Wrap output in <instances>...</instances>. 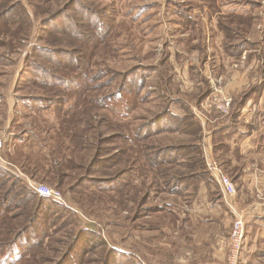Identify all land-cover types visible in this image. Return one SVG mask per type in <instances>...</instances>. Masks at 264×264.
<instances>
[{"label":"trees","instance_id":"obj_1","mask_svg":"<svg viewBox=\"0 0 264 264\" xmlns=\"http://www.w3.org/2000/svg\"><path fill=\"white\" fill-rule=\"evenodd\" d=\"M258 4L251 0L243 3L252 9ZM245 16L233 12L224 15L231 19ZM255 18L249 16L252 22ZM112 21L105 8L82 0H0V48L5 50L0 51V65L7 61V55L22 48L24 63L16 76V88L25 79L30 90H21L18 99L30 111L52 113L57 119L50 124L46 120L45 125L35 120L24 128L30 138L41 143L39 152L47 149L41 163L36 159L32 165L18 166L11 159L0 158V264H144L130 251L108 249L107 244L112 245L99 230L82 226L76 231L73 227L84 218L95 221L92 217H99L93 206L103 195L107 200L116 197L127 209L133 203L135 221L144 212H173L167 202L144 209L152 193L153 197L183 194L185 186L198 187L203 181L213 184L199 143L201 123L191 108L192 102L200 105L210 95L208 84L191 102L172 99L166 89L164 76L168 75L163 69L161 72V65L167 64L163 59L159 65L137 63L116 73L117 77L106 69L105 73L113 74L106 87L120 77L119 86L109 93L90 95L103 90L104 83H97L94 71L84 70V51L106 44ZM235 24L225 28L223 49L227 56L238 58L252 43L243 31L237 34L239 22ZM260 50L264 54V46ZM155 72L159 82L152 91L146 90L147 80ZM157 89L161 90L158 94ZM85 94L91 96L93 105L85 101ZM153 95L164 98V105L151 119L136 118L130 130L127 122L122 130L120 125L115 128L110 115L102 112L127 119L137 103ZM243 102L233 100L229 116L233 107L240 108ZM174 104L180 107L181 115L172 111ZM162 136L167 143L160 142ZM20 137L12 135L11 139ZM1 145L7 147L9 138ZM149 174L153 180L146 193L136 197L131 190ZM28 178L60 190L67 203L39 194ZM144 185L142 181L141 187ZM19 248L22 251L15 254Z\"/></svg>","mask_w":264,"mask_h":264},{"label":"rangeland","instance_id":"obj_2","mask_svg":"<svg viewBox=\"0 0 264 264\" xmlns=\"http://www.w3.org/2000/svg\"><path fill=\"white\" fill-rule=\"evenodd\" d=\"M82 1L92 3L99 9L105 8L108 15L113 17L110 28L111 32L108 36L106 44H99L100 46L98 47L92 45L91 47H87L84 51L86 61L84 70L87 69V71L91 73L94 71L98 75L97 83L100 85L104 83L103 90L101 89V91L99 90L100 92L92 93L90 94L91 96L94 97L96 95H100L103 91L105 93H109L119 86L121 80L120 77L114 79L112 83L109 81V86L106 87V85H108L106 84V81L111 75H113L105 73L106 69L112 70L114 72V77H117L116 73L126 71L128 68L137 63H143V65H159L163 59H167V64L164 66L161 65V72L165 70V73L167 75L170 73L169 75H172L171 78L173 79L170 84L166 83L172 99L173 97L181 96V93H185L187 90H197V87H195L197 85L196 77H199V75L202 76L199 69L205 68V66L200 63L202 62V59L207 60L206 62L208 63L210 62V65H208L210 67L209 71L206 72L207 75L210 76L215 73L223 74L222 79L217 77L212 78V93L216 86H220L222 88V92L231 97L233 104L234 99L230 94L231 91L228 90L229 85L231 88H238L240 90H244L245 92L251 91L252 89L253 91L256 90L253 84H250L249 86L246 85V79L242 78L246 76L244 75L245 73L260 74L262 71V63L258 61L261 58L259 56L257 57L256 54H253L256 52H250V48L257 49L264 46V37L262 32L264 30V14L262 12L264 10V0H251L259 3L253 9L250 7L253 11L254 17H256L253 22L249 19V14L251 12H247V5H243V3L247 4L249 0ZM231 9L234 11L238 9H245L244 12H246V16L244 18L239 17L237 19L224 17V14L222 13H230L231 11L228 10ZM186 13L190 15V18ZM218 20L219 22H223L222 27L224 28L223 30L221 29L222 33H226V27L236 26L235 23L239 22L240 31H238L237 34H240V32L243 31V34L250 38L249 42L252 43L253 46L255 45L254 47H244V49L249 48L247 49L249 54L245 55V57L247 56V58H249L248 56L253 54L252 58L254 59L250 62L251 65L248 66L249 68L247 71L249 73H247L246 70H243V66H232L231 61H226L224 65H222L221 62L212 64L213 60L220 59L221 54H225L224 49L222 50L221 47L222 33L219 30L220 27L218 28ZM36 28L38 27H35V29ZM204 48H206L208 59H206L207 57L204 59ZM0 51L3 53L5 50L0 48ZM13 52L14 53L12 55H7V61H4L6 64L2 63L0 65V158L5 160L11 159L16 164H19L18 166H29L32 165L36 159H38L41 163V161L46 158L44 157L46 152H39V150L35 147L28 146L30 144L27 142L26 146L20 143L24 140L23 138H25L26 141L28 140V142L31 140L36 141L34 137H29V131L24 132V128L28 129L30 124H32V121L35 122V120L36 122H42V124L45 125L44 121L47 120L48 124H50V122L57 121V119L52 113L45 112L42 114L30 111V109H28V107H26L20 99H18L17 95L22 92L21 90H24L22 93H28V90L30 89L27 87V81L25 79H23L21 83H19L20 86L16 88V76L18 77L19 71H22L23 69L24 52H22V48L18 50L16 49ZM226 59L229 58L226 57ZM202 63L206 65L205 62ZM259 63H261V65H259ZM196 64L198 65L194 67ZM229 65H231V67H229ZM94 66L97 68L94 69ZM189 67H191L190 73ZM101 69L104 71L101 72ZM221 69L222 71H220ZM240 75H243L241 79H237L236 82L232 80V76L238 77ZM154 77H156V72L154 73L153 78L147 80L146 90L149 88V90L152 91L154 85L158 84L159 81L156 79L154 80ZM149 81H153L151 88L148 87ZM245 85L246 87H244ZM15 89H18L19 91H16ZM34 89H37V87ZM160 92L161 90L157 89V94ZM259 93V91H255L253 97H256ZM90 95H84L85 101H88L90 105H93L91 104L93 99ZM185 98L189 97L186 96ZM145 100L147 101L137 103L135 105L127 119L117 118L113 113H109V111L105 112L102 110V112L110 115L115 128L118 129L120 125L122 130L123 126L128 124V128L130 130L132 128L130 125L135 122L136 118H145L146 120L151 119L156 112L161 109L165 101L164 98H159L155 95L151 98H145ZM252 103L254 104V101ZM206 105L207 103L204 100L199 108H203L209 116L207 112L208 110L205 108ZM263 105L264 104L261 105V102H258L253 106V109L255 108V110H261L260 107ZM249 109L250 107L248 110ZM231 110L232 107L230 109V113ZM203 119L205 121L204 124L208 129L209 124H211L210 129H213L215 124L216 126H218V124H223L219 122L220 119L215 122L209 121L204 116ZM126 122L127 124H125ZM20 134L21 137L17 140L11 139L12 135L14 137V135ZM7 138H9V145L7 147H4L3 145L2 147L1 142H5ZM161 138L163 141L160 142L167 143L166 136L165 138L164 136ZM203 138L204 135L201 137V141L199 143L204 142ZM249 143L250 142L248 141H245L244 144L242 143L244 147L241 146V149H238L233 143L227 144L229 149L224 147L220 153L218 151L216 153L214 151V147L210 145V143H206V145L208 144L210 146L208 150L213 158L217 159L219 157L218 160L223 161L224 164L226 162V158H229V156L231 157V155L237 159V162L244 164L245 166H249L248 164L253 165L259 162V164H263L261 161L264 159V149L260 148L253 150L252 146H249ZM201 150L203 149L201 148ZM237 150L239 152H237ZM227 164L228 162L225 164L226 168ZM230 168L231 165L227 168L229 173H231ZM227 171H225L226 174H228ZM234 172L238 173L235 169ZM151 175L154 178V174L151 173ZM140 179L136 182L137 186L135 189L131 190V193L138 198L141 195V192L146 193L147 185L153 180L150 177V174L145 176V178ZM142 181L146 184L144 187H141ZM251 183H253L252 186L254 188L260 187V184H255V181ZM240 185L242 184H239V186ZM256 192L257 195H260L258 191L255 190L254 193ZM237 194L233 200L235 202L233 203L239 210L245 211L247 218V212L245 208H242L245 206H239L236 201ZM152 195L153 193L149 196V199H147L144 209L157 205L158 203H163L164 200L168 202L171 200L175 201L176 199L177 204L174 207L175 212L170 213L166 210L159 212H144L140 218L132 221L137 210L133 209L135 206L133 203L129 204V211H127V205L118 202L116 197L107 200V196L105 198L103 195L100 200H98L97 205L93 206L96 208V213H99V217H92L97 222L93 220H86L84 218L82 219L84 224L83 222H81V224L78 223L76 225L77 227H73V229H76L77 231L82 226H87L93 230H99L100 233L102 232V234L106 237V241L112 245L111 247L107 244L108 249L113 250L114 248L120 251L122 248L128 252L131 251L144 264H225L226 262L228 264L230 260H233L237 247L233 244L231 248L232 252L229 254V237L231 236L230 233H232L231 230H233L234 226L232 227L231 225L229 227H225L230 229L228 239L224 240L223 243L221 242V244L219 243V250L224 253L222 260L217 261V259H214V247H217V242L214 241V239L205 242L206 256H203L201 254L202 246L198 245L200 244L199 241L204 237V235H206V233L213 234V231L217 233L218 231H216V229L218 226H215L213 223L208 226L204 223L196 224L190 221V219L183 220L184 212L190 213L193 211V209L189 206L191 205L189 203V199H187L185 195L173 193H165L159 196L154 195V197ZM244 196L247 199L250 198V195ZM229 221L233 224L232 219H229ZM244 224L247 229L246 220ZM225 228L223 227V229ZM189 235H192L191 241L189 240L190 242L186 239L189 238ZM1 238L2 236L0 239ZM192 241H195L196 243H191ZM244 241L238 254L239 257L244 246ZM21 251L22 250L19 248L16 250L15 254ZM100 251L101 248L98 249L99 253ZM16 258L17 256H15L14 260ZM118 263H121L120 259L118 260ZM21 264L28 263L22 262Z\"/></svg>","mask_w":264,"mask_h":264},{"label":"crops","instance_id":"obj_3","mask_svg":"<svg viewBox=\"0 0 264 264\" xmlns=\"http://www.w3.org/2000/svg\"><path fill=\"white\" fill-rule=\"evenodd\" d=\"M246 8H247L248 13L251 12L249 16L253 15V11L250 9V6L247 5ZM244 10L245 9H238L234 11L233 9H231L228 11H231L237 15H241V14H246ZM222 14L225 15L226 13L224 12ZM219 27H220V22L218 20V28ZM219 30L221 31V27L219 28ZM223 38H224V33H222V42H221L222 50H223ZM250 46L254 47L255 45L253 46L252 44H249L248 47ZM247 49L249 48H245L238 58L229 57L226 54H221L220 59H216L212 61V64L221 62L222 65H224L226 61H231L232 66L233 65L235 67L243 66V70L247 71V69L249 68L248 66L251 65L250 62L254 60L252 58L253 54H256L257 57L259 56L262 59V60L257 59L259 62L262 63V67H261L262 71L260 74H252L247 71V73L249 74L245 73L244 75L246 76L244 78H242L243 75H240L238 77L236 76L233 77L234 75L232 76V80H234L235 82L237 79H241V78L246 79L247 81L246 85L249 86L250 84H253V86H255V89H256L254 91L252 89L251 91L245 92L244 90H240L238 88L237 89H235L234 87L231 88L230 85L228 86V90L231 91L230 94L233 96L234 100H236L237 98L244 99V102L240 108L233 107V112L231 116L227 115L226 117H221L220 113H218L214 109H208V106L206 105L205 108H207L206 110H208L207 112L209 116L207 114L206 115L209 121L215 122L216 120L220 119L219 122L223 123L222 125L218 124V126H216L215 124V127H213V129H210L211 124H209V129H208L207 126L205 128L203 127L202 122L197 118L195 114V109L197 108L204 111L203 108H199L202 105V103L199 105V104H194L192 102V106H191L192 112L197 118V120L200 121L201 123V127H202L201 137H203L204 135V138H203L204 142L210 143V145L214 147V151L216 148V151H218L219 153L223 150L224 147L229 149L227 144L233 143L236 145L238 149L241 146L244 147L243 144L245 143V141L250 142L249 146L250 147L252 146L253 150L260 149V148L264 149V108H263L264 105L260 107L261 110H255V108L253 109V106L256 105L258 102H261V105L264 104V57H261V56H264V54H262V50H260V48H257V49L250 48V52H256V53H253L252 55L248 56L249 58H247V56L245 57V55L249 54V51H247ZM203 53H204V59H205L207 57L206 48H204ZM226 57H228L229 59H226ZM206 59H208V57ZM206 61L207 60L202 59V62H205L206 65L200 62L201 65L205 66V68L199 69V71L202 73V76L199 75V77H196L197 85L195 87H197V90H187L185 91V93H181V96L173 97V99L181 98L182 100L191 102L190 99L194 98L197 93H200L201 90L206 88L207 84L210 86L209 88H211L210 91L212 93V83H213L212 78L217 77L219 79H222L223 74L215 73L214 75H210V76L207 75L206 72L209 71L210 67L208 65H210V62L208 63ZM261 63H259V65H261ZM198 64L194 65V67L197 66ZM229 67H231V65H229ZM190 71H191V67H189V73ZM220 71H222V69ZM169 74H168V77L164 76L168 81L167 84H170L171 80H173L171 78L172 75H169ZM158 77L159 75L157 74L156 77H154V80L155 79L157 80ZM246 85L244 87H246ZM154 88H155V85H154ZM166 89H167V92L169 93L170 91L168 90V88ZM255 91H259L260 93L259 95H256V97H253V94ZM210 95L205 99L206 103L208 102ZM186 96H188L189 98H185ZM253 101H254V104L252 103ZM249 107L250 109L248 110ZM171 109L177 115H181L182 113L180 107L177 104H174L171 107ZM237 111H238V114H237ZM201 137H200V141H201ZM23 139L24 140L20 142L22 143V145L26 146L28 143L30 144L28 146H33L36 149L41 150L40 149L41 143H38L36 138H35L36 141L31 140L29 142L28 140L26 141L25 138ZM204 142L200 143L201 146H203ZM43 151L46 152L47 149L43 148ZM237 152L239 151L237 150ZM236 160L237 159L234 158L232 155L231 157L229 156V158H226L225 164L228 162L227 168L229 167V165H231V168H230L231 173L227 171V168L225 167V164L223 163V161H219V162L221 166L223 165L222 168L224 169V171L228 172V174L230 175V177L233 179V181L235 182L237 186L238 194L236 197V201L238 202V205L241 207L245 206L242 208H245L247 212V218H246L247 235L245 236L246 239H244L245 240L244 246L240 253L238 264H264V161H263L264 159L261 161V163L263 164H259L260 163L259 162L253 165L248 164L249 166L240 164ZM234 169L238 173H235ZM254 181L256 182L255 184L259 183L260 187L254 188L252 186L253 183H251ZM239 184H242V185L239 186ZM183 190L184 191L182 195H185V197L189 199V203L191 204L189 206L193 209V211H191L190 213L189 212L183 213V220L190 219V221L196 224L204 223L205 225L208 226L209 224L213 223L215 226H218V228L216 229V231H218L217 233L214 231H213V234L206 233V235H204V237L200 239L199 241L200 244H198L202 246V250H201L202 253L201 252L200 253L203 256H206L205 242L214 239V241L217 242V247H214V254H213L214 259H217V261L222 260L224 257V253L221 250H219V243L221 244V242L223 243L224 240L228 239L230 229L225 228V227L226 226L229 227L232 225V222L229 221V219L233 220V215L231 211L229 210V207L227 203L225 202L223 195L222 197L220 196V193H222V191L219 185L214 179L213 184H208L207 182L203 181L200 183V185L197 188L194 187L193 185H188V186H185ZM255 190L258 191L260 195H257V192L254 193ZM244 195H250L251 200L250 198L247 199ZM163 202H167V201L164 200ZM167 203L170 205L169 207H171V210L175 212L174 207L177 204L176 199L175 201L171 200V201H168ZM179 219H180V215H179ZM223 227L225 229H223ZM191 236L192 235H189V238H186V239L188 241L189 240L191 241L192 239ZM191 243H196V242L192 241ZM202 260H205V259H202ZM202 264H205V263H202Z\"/></svg>","mask_w":264,"mask_h":264},{"label":"built area","instance_id":"obj_4","mask_svg":"<svg viewBox=\"0 0 264 264\" xmlns=\"http://www.w3.org/2000/svg\"><path fill=\"white\" fill-rule=\"evenodd\" d=\"M207 106L208 109H214L218 113H220L221 117H226L230 113V109L232 107V99L226 93L222 92V88L220 86H216L213 93H211L209 97ZM195 114L197 118L202 122L203 127L205 128L206 125L204 124L205 121L203 119V116L206 119H208L206 113L203 110L197 108L195 109ZM206 143L207 142H204L202 147L206 170L210 173V175L215 179V181L219 185L222 191L223 198L233 215L232 227L234 226V228L233 230H231L232 233H230L231 236L229 237V242H230L229 254L230 252H232L231 248L233 244L237 247V251L234 254L233 260H230L228 264H237L239 257L238 254L243 245V241L246 235V228L244 224L246 220V214L244 210H239L238 207L234 205L233 202L235 201L233 200L237 194L235 183L233 182L232 178L225 173L218 158L217 159L213 158V156L208 150V148L210 147L207 146ZM28 183L39 194L52 196L59 201L65 202L63 194L59 190L50 187L48 185L36 183L35 181L29 178H28ZM205 264H212V263H205ZM225 264H227V262Z\"/></svg>","mask_w":264,"mask_h":264},{"label":"flooded vegetation","instance_id":"obj_5","mask_svg":"<svg viewBox=\"0 0 264 264\" xmlns=\"http://www.w3.org/2000/svg\"><path fill=\"white\" fill-rule=\"evenodd\" d=\"M64 199L66 200L65 196L63 195ZM131 252V251H130Z\"/></svg>","mask_w":264,"mask_h":264}]
</instances>
